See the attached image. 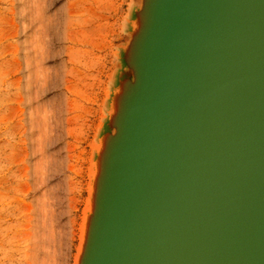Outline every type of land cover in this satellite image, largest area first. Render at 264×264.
I'll return each mask as SVG.
<instances>
[{
    "label": "water",
    "instance_id": "obj_1",
    "mask_svg": "<svg viewBox=\"0 0 264 264\" xmlns=\"http://www.w3.org/2000/svg\"><path fill=\"white\" fill-rule=\"evenodd\" d=\"M144 2L81 264H264V0Z\"/></svg>",
    "mask_w": 264,
    "mask_h": 264
},
{
    "label": "rangeland",
    "instance_id": "obj_2",
    "mask_svg": "<svg viewBox=\"0 0 264 264\" xmlns=\"http://www.w3.org/2000/svg\"><path fill=\"white\" fill-rule=\"evenodd\" d=\"M140 3L0 0V264H73Z\"/></svg>",
    "mask_w": 264,
    "mask_h": 264
},
{
    "label": "bare ground",
    "instance_id": "obj_3",
    "mask_svg": "<svg viewBox=\"0 0 264 264\" xmlns=\"http://www.w3.org/2000/svg\"><path fill=\"white\" fill-rule=\"evenodd\" d=\"M148 1L149 0H145L144 4L145 3L147 4ZM144 12H145L144 10H143V12H140L139 15H138V18L135 21H133V23H132V29H131L132 32L131 31L130 32L132 33V35L135 38L137 37V35L139 33V30L141 28V25L143 23ZM132 49H133V47H131V49H129V52H128V55H127V60L129 62H132V57H133L132 52H131ZM130 72L133 73V71L131 69H130ZM129 82H130V80L128 82L127 81L120 82V84L115 87L112 99L110 101L109 111H108V115H109V117L111 119V124L113 125V132L111 134L110 133L109 134H105L103 137L99 138V140L97 142L98 145L96 147L97 153L99 155V159L96 162L95 161L93 162V166L94 167H91L90 169L88 168L90 170V173H91L90 176L92 178V181H91V186H89V191H88L89 192V196H88V199L86 201V207L83 210L84 212H83V215H82V219H81V221L79 223V232H80V237L78 235L79 244L76 247V252H75V254L73 256L74 257L73 264H81V260H82V257H83L84 251H85V247H86V244H87V241H88V238H89V233H90V228H91V224H92V221H93L94 212H95V209H96V206H97L99 185H100V181H101V177H102V173H103L106 153H107L108 147L110 145V141H111V139H112V137H113V135L115 133L114 131H115V127H116V119H117L118 113H119V111H120V109L122 107V103H123V99L125 97V93H126L128 87H129V84H130ZM48 171H49V169H48ZM48 231H49L48 229L45 230L46 233H48ZM46 237H47V235H46ZM53 248H55V247H53ZM47 249H48V247H47ZM54 250L56 251V248ZM45 260H46V258H45Z\"/></svg>",
    "mask_w": 264,
    "mask_h": 264
}]
</instances>
